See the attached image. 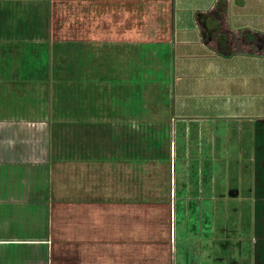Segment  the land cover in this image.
<instances>
[{
  "label": "rangeland",
  "instance_id": "obj_1",
  "mask_svg": "<svg viewBox=\"0 0 264 264\" xmlns=\"http://www.w3.org/2000/svg\"><path fill=\"white\" fill-rule=\"evenodd\" d=\"M179 36L172 25V0H0V165L4 169L16 172L14 163L2 162L5 158L21 160L17 172L22 171L30 178L28 185L34 184L43 194L47 193L51 169L52 173L66 170L71 180H77L76 175L92 174L95 165L90 164L36 166L47 154L50 133L51 139L55 134L63 140L64 124L58 131L49 125L54 119H64L66 111L92 119L109 113L107 117H115L112 108L133 112L135 118L129 123L132 130L146 145L152 144L151 152L145 146L144 161L118 165L121 177L116 186L121 192L129 189L128 195L121 196L134 199V206L126 211L128 219L125 214L118 228L119 238L125 242L105 250L104 264H194L192 250L196 264H224L225 249L218 242L223 239L219 234L213 247L210 240L206 245L201 243L199 249L198 239L195 243L193 237L188 238L185 229L174 221V136L176 130L187 133V129L176 125L171 107L176 115L180 101L192 102L184 93L186 89L178 96L174 65L175 61L199 57L184 51L187 45L181 44ZM262 94L257 102L259 115H264ZM213 115L191 121L198 123L200 136L205 130L211 138L216 136L209 142L216 144L218 157L230 153L225 162L217 157V178L223 176V166L231 165L232 152L243 149L245 141L240 139L244 122L215 119ZM80 126L84 134H90L86 132L88 126ZM153 141L159 143L158 148ZM187 156L182 160L185 163ZM245 158L240 159L238 172L229 173L240 178L236 182L228 179L225 187L224 182L216 183L218 189L209 201L216 204V209L228 201L230 207L241 211L238 218L246 220L254 213L247 205L264 198V178L259 174L261 168L264 170V159L252 158L247 164ZM243 164L255 171V176L248 179L244 168L240 169ZM99 182L92 176L84 185L91 188ZM18 185L23 186L22 182ZM237 187L242 194L250 187L249 198L241 201L243 195L237 194ZM225 213L230 217L234 214Z\"/></svg>",
  "mask_w": 264,
  "mask_h": 264
},
{
  "label": "crops",
  "instance_id": "obj_2",
  "mask_svg": "<svg viewBox=\"0 0 264 264\" xmlns=\"http://www.w3.org/2000/svg\"><path fill=\"white\" fill-rule=\"evenodd\" d=\"M199 13L207 14L202 21L198 20ZM209 13L216 15L218 21L212 19ZM172 25L180 33L181 44L187 45L184 51L199 57L175 61L174 73L178 82L175 81L174 86H177L178 96L187 93L192 102L179 100L176 106L179 112L174 115V107H171V118L187 124L191 120H205L214 114L212 118L215 119L235 118L244 122L241 130L247 138L243 137V133L241 139L239 137L245 144L242 151L236 149L232 152L229 162L232 169L229 165L223 166V176L216 178L220 171L215 170L212 174L211 191L215 193L218 189L216 179H224L225 187L228 179L236 182L240 178L238 174L233 178L229 173L238 172L241 158L246 157L247 164L252 158L264 159V151L260 148L264 147V115H259L261 111L257 106L258 98L264 92V54L236 51L231 36V31L242 30L237 39L249 42L253 41L250 34L264 33V0H172ZM228 36L231 38L228 39ZM223 42L230 49L229 54H222L214 48ZM257 43L262 45L260 41ZM185 77L193 79L188 81ZM185 89L187 91L182 93ZM112 109L117 114L115 117H107L109 113L100 119L81 118L80 114L66 111L64 116L67 119L51 121L49 128L55 131L64 124L63 140L55 134L51 139L50 133L47 154L36 162V166L47 163L48 168L57 162L95 165L91 167L95 168L92 170L94 175L87 173L80 178L76 175L77 180L73 177L71 180L65 169L54 171L55 174L51 169L47 193L43 194L39 187L28 185L30 178L23 176L22 171L17 172L22 166L21 160H2L5 164L14 163L16 172H8L0 165V264H104L105 250L125 242V239L120 240L118 228L126 211L134 206V199L121 196L126 192L128 195L129 189L121 192L116 186L121 177L118 165L144 161L147 158L146 147L151 152L152 144L146 145L132 130L129 123L135 118L133 112ZM80 124L88 126L86 132L90 134H84ZM212 139L215 141L216 136ZM209 152L215 163L219 156L215 143H212ZM228 155L230 153L218 159L225 162L224 158ZM2 157L0 155V159ZM240 166L248 179L255 176V171L249 170L248 166ZM259 174L264 178L262 168ZM92 176L100 182L96 183L97 186L86 187L84 182ZM18 182H22L23 186H19ZM250 189L245 188L244 194L237 189V194L243 195L241 201L251 195ZM255 201L247 205V209L250 210L251 206L254 213L251 219L246 220L238 218L241 211L236 206L230 207L228 201L220 204L218 209L214 202L211 203L209 211L213 217L208 235L198 236L193 241L198 239L200 249L201 243L206 245L211 240L213 247L219 234L223 239L218 242H222L225 249L224 264H264V198ZM121 210L125 211L122 213ZM225 211L234 214L230 217ZM181 226L186 233L185 224ZM191 253L196 264L194 251ZM61 258L63 261L58 263Z\"/></svg>",
  "mask_w": 264,
  "mask_h": 264
},
{
  "label": "trees",
  "instance_id": "obj_3",
  "mask_svg": "<svg viewBox=\"0 0 264 264\" xmlns=\"http://www.w3.org/2000/svg\"><path fill=\"white\" fill-rule=\"evenodd\" d=\"M209 14L212 19L218 21L216 15ZM206 15L199 13L198 20L202 21ZM241 34L242 30L231 31L236 51H258L264 54V33L256 32L252 35L250 34L249 36H252L253 41L249 42L237 39L236 36ZM204 40L208 41L206 37H204ZM258 41L262 45H258ZM214 48L222 54L231 52L224 45V42L219 44L218 47L214 46ZM45 50L44 53L46 54ZM177 124L186 128L187 133L176 130L174 136V221L179 225L185 224L188 238L206 237L213 217L212 212L209 211L211 205L209 197L214 194L211 192L212 174L214 170L216 171L215 167H217L216 162L213 163L209 152L211 136L208 130L202 131V136H200L197 124L191 121L187 122V124L185 121L176 122ZM153 144L155 147H159L157 141H153ZM184 153L188 155L187 163L182 161L185 156ZM223 181L224 179L219 178L217 179V184L223 183ZM198 197H202L200 201H198ZM188 242L189 244L193 243L190 240ZM194 242L196 243V241ZM185 252L186 256L189 257L188 251L186 250Z\"/></svg>",
  "mask_w": 264,
  "mask_h": 264
},
{
  "label": "water",
  "instance_id": "obj_4",
  "mask_svg": "<svg viewBox=\"0 0 264 264\" xmlns=\"http://www.w3.org/2000/svg\"><path fill=\"white\" fill-rule=\"evenodd\" d=\"M171 216H172V218H173V212H171Z\"/></svg>",
  "mask_w": 264,
  "mask_h": 264
}]
</instances>
